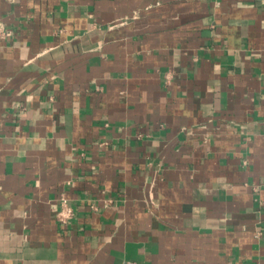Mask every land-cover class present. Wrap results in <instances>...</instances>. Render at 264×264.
<instances>
[{
	"label": "crops",
	"instance_id": "1",
	"mask_svg": "<svg viewBox=\"0 0 264 264\" xmlns=\"http://www.w3.org/2000/svg\"><path fill=\"white\" fill-rule=\"evenodd\" d=\"M0 23V264H264V0Z\"/></svg>",
	"mask_w": 264,
	"mask_h": 264
},
{
	"label": "built area",
	"instance_id": "2",
	"mask_svg": "<svg viewBox=\"0 0 264 264\" xmlns=\"http://www.w3.org/2000/svg\"><path fill=\"white\" fill-rule=\"evenodd\" d=\"M11 33L10 31H8L7 29L4 28V26L0 23V37H7L9 36ZM61 209L57 211L56 213V219L60 222V223H67L68 221H70V219L72 218L74 211L73 208L70 206L68 200L66 198H62L61 199ZM258 235L260 234L259 232L257 233ZM125 264H133L130 261L126 262Z\"/></svg>",
	"mask_w": 264,
	"mask_h": 264
}]
</instances>
